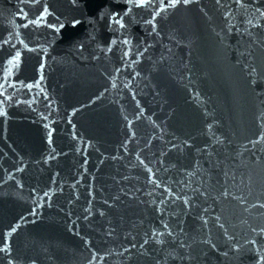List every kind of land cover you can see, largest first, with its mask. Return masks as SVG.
Segmentation results:
<instances>
[{"label":"water","instance_id":"95a60500","mask_svg":"<svg viewBox=\"0 0 264 264\" xmlns=\"http://www.w3.org/2000/svg\"><path fill=\"white\" fill-rule=\"evenodd\" d=\"M138 3L0 0V264H264V0Z\"/></svg>","mask_w":264,"mask_h":264},{"label":"snow or ice","instance_id":"6c2138e0","mask_svg":"<svg viewBox=\"0 0 264 264\" xmlns=\"http://www.w3.org/2000/svg\"><path fill=\"white\" fill-rule=\"evenodd\" d=\"M184 2L188 3L189 0H184ZM238 2H239V0H238ZM144 3H145V0H139V3H138L137 6H143ZM174 4H175V0H169V6H173ZM161 8L163 9V3L161 5ZM46 11H47V9H45V12ZM43 15H44V12H41L40 16L42 17ZM261 15L264 16V13H261ZM38 19H39V17H38ZM30 23H36V21H31ZM73 23H78V21H74ZM115 23L119 24L120 27H124V24L120 20H116ZM249 23H251V21H249ZM25 27H27V25H25ZM48 27L54 28L55 26L54 25H48ZM61 27H63V25H61ZM115 42L116 41H113L112 43H115ZM5 43H7V41H5ZM21 43H24V41L21 40ZM123 43L127 44V43H129V41L125 40V41H123ZM25 47L27 48V44H25ZM124 55H128V53L125 52ZM20 56H21V53L19 51H17L16 54H15V57L13 59H17L18 60L20 58ZM28 87H32V85H28ZM0 103H2V102H0ZM45 195H47V193ZM15 230H16L15 228L12 229V231H15ZM7 249H8V244L5 241L4 246H3V248H0V251H7Z\"/></svg>","mask_w":264,"mask_h":264}]
</instances>
